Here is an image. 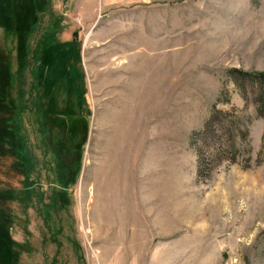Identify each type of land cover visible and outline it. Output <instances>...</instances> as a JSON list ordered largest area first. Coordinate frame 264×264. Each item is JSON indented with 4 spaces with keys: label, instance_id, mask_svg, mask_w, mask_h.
<instances>
[{
    "label": "rangeland",
    "instance_id": "rangeland-1",
    "mask_svg": "<svg viewBox=\"0 0 264 264\" xmlns=\"http://www.w3.org/2000/svg\"><path fill=\"white\" fill-rule=\"evenodd\" d=\"M235 68L264 72V0H0V264H264Z\"/></svg>",
    "mask_w": 264,
    "mask_h": 264
},
{
    "label": "trees",
    "instance_id": "trees-1",
    "mask_svg": "<svg viewBox=\"0 0 264 264\" xmlns=\"http://www.w3.org/2000/svg\"><path fill=\"white\" fill-rule=\"evenodd\" d=\"M34 25V24H33ZM33 25L31 27H33ZM230 73H239L242 75L246 80L250 81L253 87L257 90L258 94V112L260 115H264V72H247L241 71L239 69H232ZM217 114V113H216ZM215 115V113H214ZM215 117V116H214ZM213 117V118H214ZM211 118L209 122H207L205 130L199 132L195 135L196 138L193 140V144L196 143L195 139L202 138L207 141V138L210 134V130L212 129V124L214 123L215 119ZM234 144H232L233 146Z\"/></svg>",
    "mask_w": 264,
    "mask_h": 264
}]
</instances>
